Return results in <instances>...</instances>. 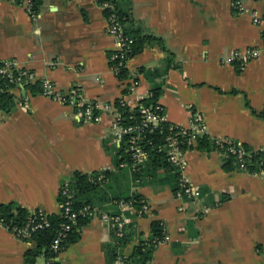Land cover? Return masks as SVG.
Listing matches in <instances>:
<instances>
[{"label":"crops","instance_id":"1","mask_svg":"<svg viewBox=\"0 0 264 264\" xmlns=\"http://www.w3.org/2000/svg\"><path fill=\"white\" fill-rule=\"evenodd\" d=\"M40 1L34 19L21 6L0 0V59H15L36 81L50 78L59 90L79 86L86 99L124 97L131 107L157 83L169 122L188 125L197 112L211 138L229 137L251 149L264 146L263 29L249 13L238 12L233 0H130L134 27L161 38L166 48L147 41L127 62L125 80L112 70L117 44L102 4ZM245 3L264 15V0ZM246 47L263 50L243 67L223 59ZM133 79L139 83L130 90ZM11 95L0 118V203L60 213L61 186L74 172L111 170L112 179L104 181L111 195L122 187L141 194L150 206L145 215L126 212L128 256L151 237L152 222L160 221L169 239L158 244L151 264H264V176L226 171L218 150L194 148L185 153V175L201 188L202 197L179 200L165 170L135 182L130 168L116 166L112 114L85 122L71 107L33 94L27 85ZM101 208L121 210L117 201ZM80 231L61 252L60 263L109 264L111 230L92 218ZM35 246L0 226V264H28L26 253Z\"/></svg>","mask_w":264,"mask_h":264},{"label":"built area","instance_id":"2","mask_svg":"<svg viewBox=\"0 0 264 264\" xmlns=\"http://www.w3.org/2000/svg\"><path fill=\"white\" fill-rule=\"evenodd\" d=\"M22 8L34 19L39 15V9L35 5V0H9ZM104 9L108 8L112 10L107 15L108 20V32L116 40L117 49L112 53L110 60L114 73L119 76L121 70L126 68L127 62L131 58L133 52L134 38L128 34L125 24L121 21L118 14L113 11L110 3L102 4ZM233 6L238 12H247L251 15L252 21L255 25L262 27V34L264 37V15H262L257 9L249 8L245 0H233ZM263 49L256 47H246L242 49H235L229 55L223 59L229 63H238L240 67H243L247 62L259 57ZM36 81V75L27 69L19 66L15 59H0V93H11L14 88H19L23 85H27ZM138 80L133 79L128 85L130 90H133L138 85ZM40 94L53 101L59 102L65 106L71 107L78 118L85 122H100L104 114H112L114 119L111 124L112 133L114 137V143L117 147H120L124 143L125 151L130 154L132 165H128L126 162L120 164V167H131L132 171L141 167L149 158V152L144 148L145 132L148 129H153L160 126L163 123H167L169 126V134L166 137V143L163 147L167 151V159L172 166L180 172L177 188L174 190V195L179 200H186L196 202L202 197L201 188L193 183L186 175V160L185 150L182 147L184 142L179 137L186 134H190L188 137V144L196 142V137L199 135L207 134V125L203 117L193 112L188 125L177 124L169 122L165 116V110L163 105L159 101L155 106H142V117L139 121L131 124H123L121 112L115 105V102H108L102 99H86L79 86H73L66 91L59 90L54 81L50 78H42L40 80ZM122 102L125 104L127 101L122 98ZM4 113V108L0 105V118ZM215 144L218 146L219 152L223 155H233L235 158V164L237 169L241 171L250 172L245 156H250L252 153H260L261 160L264 163V146L259 148H248L241 141L223 137L212 138ZM251 173H258L264 176V168H259ZM102 175L98 179H102ZM135 182H140V178L134 179ZM70 182L65 181L60 190V194L66 197V200L61 203V208L67 219L66 222H62L60 229L51 244V251L54 253L51 258H45L43 264H52L55 261L60 260V254L63 251L62 242L67 238L71 229L77 225V217L81 215L84 218L92 219L99 218L117 237H122L126 233V226L130 221V217L127 216L128 211L134 210V212L141 216L149 213L150 206L145 199L141 200L142 207L136 209L133 201H118V205L121 207L120 212H109L103 210L100 206L85 205L78 211H74L71 207L72 192L70 189ZM50 213L43 209H37L30 211V215L23 225H12L4 221L0 216V226L6 228L13 233L20 240L30 242L33 241L34 234L51 227V222L48 219ZM164 237L155 245V249L162 241L168 240L169 236L165 234ZM122 244H119L116 251V256L113 260V264H129V256L125 253ZM37 264V262H35ZM59 264H61L59 262ZM151 264V261L148 263Z\"/></svg>","mask_w":264,"mask_h":264},{"label":"trees","instance_id":"3","mask_svg":"<svg viewBox=\"0 0 264 264\" xmlns=\"http://www.w3.org/2000/svg\"><path fill=\"white\" fill-rule=\"evenodd\" d=\"M100 4L110 3L113 5L112 9L120 17L121 21L125 24L128 34H130L135 42L133 45L132 56L140 53L147 41L155 40L159 43L164 49L165 44L161 38L154 37L151 35H144L138 29L134 27V19L131 14V5L130 0H97ZM41 1L35 0V5L40 6ZM112 10L105 8V13L108 15ZM149 73V72H148ZM128 77L126 68H123L119 74V78L125 80ZM29 90L33 94L40 92V81H36L30 84H27ZM127 91V90H125ZM161 96V85L153 84L150 94L141 99L137 106L131 107L128 103H123L122 98L115 100V105L121 112L122 123L131 124L136 121H139L142 117L141 107L142 106H155L159 101ZM12 95L9 92L0 93V105L3 108H8L12 103ZM169 125L163 123L160 126H157L153 129H148L145 132L144 137V148L149 152L148 160L137 170L132 171L133 179L140 178V181L146 177L154 176L160 170H165L170 173L172 176L173 190L177 188L178 179L180 172L176 170L172 164L167 159V151L163 147L166 143V137L169 132ZM190 137V134H186L182 137H179L184 142L182 147L185 150H191L197 148L204 152H210L212 150H218V146L215 144L214 140L208 135L203 134L196 137V142L193 144H188L187 140ZM125 144L122 143L120 147H117V164L116 166L119 169L120 164L126 162L128 165H132L133 161L131 160L130 154L125 151ZM219 151V150H218ZM245 161L250 172H253L259 168H264V163L261 160L260 153H252L250 156H245ZM130 168L131 167H124ZM223 168L226 171H231L237 168L235 164V158L233 155L229 154L223 158ZM114 172L111 170H106L103 173L92 172V173H83L76 171L73 173L71 179L69 180L70 189L72 192L71 198V207L74 211H78L85 205L93 206H102L106 202L111 201H133L136 209L142 207L141 200L144 199L143 196L139 193H130L129 189L120 188L119 193L110 194L109 189L111 188L109 184L105 185L104 181L110 179ZM103 176L102 179H98L99 176ZM122 175V174H121ZM123 175L125 173L123 172ZM117 176H113V179H117ZM112 179V178H111ZM66 200V197H63L61 194L59 196V201L63 203ZM64 209L61 208V212ZM51 213L48 216L49 221L51 222V227L45 230L34 234L33 241L36 243L34 248H31L27 251V263L35 264L37 257L43 255L46 258H51L54 256L51 251V244L56 237L61 223L66 222L67 219L62 213ZM30 215V211L24 207L17 206L13 203H0V216L4 219L5 222L12 225H23L27 218ZM88 218H84L81 215L77 217V225L74 226L71 231L68 233L67 238L62 242L63 250L71 243L77 241L81 236V227L88 222ZM152 234L151 237L147 240H140L134 248L133 253L129 256V264H148L153 256L155 250V245L164 237L163 226L160 221H153L151 226ZM113 242L110 246V261L109 264H113V260L116 256L117 247L119 244L123 246L129 240L130 233H125L122 237H117L113 232ZM59 261H55L52 264H59Z\"/></svg>","mask_w":264,"mask_h":264},{"label":"rangeland","instance_id":"4","mask_svg":"<svg viewBox=\"0 0 264 264\" xmlns=\"http://www.w3.org/2000/svg\"><path fill=\"white\" fill-rule=\"evenodd\" d=\"M45 262V258H44V256H39L38 258H37V264H43Z\"/></svg>","mask_w":264,"mask_h":264}]
</instances>
